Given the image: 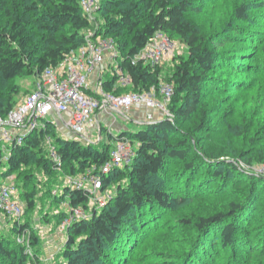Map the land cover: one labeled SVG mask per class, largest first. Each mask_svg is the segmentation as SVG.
Masks as SVG:
<instances>
[{"label": "trees", "instance_id": "obj_1", "mask_svg": "<svg viewBox=\"0 0 264 264\" xmlns=\"http://www.w3.org/2000/svg\"><path fill=\"white\" fill-rule=\"evenodd\" d=\"M195 1L102 0L99 13L101 19L92 20L82 12L81 0H0V113L3 116H7L19 103L21 91L16 80L23 76L38 79L44 69L57 65L70 51L82 46L85 32L94 28L98 22L99 33H104L117 43L121 55L119 64L132 79L129 84L131 91H149L151 86L160 84V66L143 61L132 62L133 56L147 45L155 32H165L172 40L181 41L189 48V59L182 60L166 79L173 83L175 89L170 102L174 119H161L149 125L140 124L138 130L122 131L118 135L119 138L127 136L131 139L135 144L136 155L129 163L121 168H113L102 177L103 191L108 188L113 191L106 205L93 206L87 219L75 220L68 227L69 238L65 249L67 264H106L104 255L107 247L123 249V246L130 247L138 239L134 234L138 231L136 221L139 216L145 221L146 215L154 214L156 207L160 210L169 207L173 200L164 189L151 188L148 177L161 174L169 159H184L188 155L187 140L175 145L171 143L170 136L178 128L179 122L191 116L205 115L203 83L222 57L217 50L206 45L199 29L186 16L193 9ZM249 10L250 7L245 3L237 5L235 18L246 19ZM233 30L237 32L235 28ZM228 41L230 39L221 37L216 40L218 47ZM225 63L239 71L238 66L230 60ZM110 76L106 83L109 89L117 80L115 75ZM120 88L123 87L116 90L117 94L121 93L118 91ZM198 127L202 129L205 125L199 124ZM47 138L51 139L50 145ZM23 141L22 145L14 143L9 147L7 159L3 158L0 148V176L9 180L10 176L16 174L17 183L11 184L20 190L18 196L26 201L28 209L36 207L37 192L27 189L36 176L28 170L22 173L23 167L42 170L46 177L58 171L73 176L86 173L92 167L101 173V167L110 159L112 147L111 142L103 145L101 141L85 144L75 138L67 139L57 126L50 124L47 128H39L27 134ZM51 145L61 158L60 166L50 156ZM3 159L6 160V166H3ZM187 167L194 169V164L190 162ZM251 180L254 182L252 190L263 183L262 179L254 176ZM90 196L86 190H72L65 186L57 199L66 200L71 208L82 207L88 212ZM243 207L241 203L234 202L228 213L218 212L211 217H202L196 226L200 237L205 231L210 229L212 232L213 228L221 224V247L238 251L244 248L249 255L258 252L264 254V250L245 245L246 241L250 242L249 238L243 236L246 232L241 233L236 220L237 213ZM0 212L8 219L12 218L1 209ZM67 215V212H62L60 218L64 219ZM250 218L249 215L243 221L250 223ZM16 219L13 220L14 231L19 236L26 235L30 229L29 223L24 224ZM149 224L144 228L149 229ZM30 237L36 244L38 238L35 234L30 232ZM78 238H81L80 242L73 249ZM12 243V240L0 235V264H26L23 248L19 246L20 250H16ZM88 253L91 257L83 262L84 255Z\"/></svg>", "mask_w": 264, "mask_h": 264}, {"label": "rangeland", "instance_id": "obj_2", "mask_svg": "<svg viewBox=\"0 0 264 264\" xmlns=\"http://www.w3.org/2000/svg\"><path fill=\"white\" fill-rule=\"evenodd\" d=\"M243 3L250 10L248 17L241 20L235 18V9ZM186 16L199 29L206 45L222 56L203 83L202 103L206 113L203 117L202 114L191 116L179 122L170 136L175 145L187 140L188 155L184 159H169L161 174L148 177L151 188L164 189L171 195L173 200L169 207L161 210L156 207L154 214L146 215L148 222L139 216L138 231L134 234L138 239L123 249L107 247L106 264H264L261 252L249 255L244 248L238 251L221 247V224L212 232L205 231L201 237L196 227L202 217L228 213L234 202L241 203L244 207L237 213L236 222L241 233L246 232L243 236L249 238L250 242L246 241L245 245L264 250V0H196ZM97 18L101 19L99 15ZM220 37L230 41L218 47L216 40ZM177 43V51L160 66V82H166L175 67L190 57L189 48L181 41ZM229 60L238 66V72L225 63ZM115 65L116 61L111 66ZM107 75L111 77L110 72ZM38 81L39 78L32 76L16 80L21 91L18 102L36 88ZM118 91L130 92V85ZM144 110V106L137 104L130 113H114L117 124L112 126L113 135L138 130L141 125L135 119L142 120L137 117ZM174 117L173 114L170 119ZM199 124H204L205 128L200 129ZM97 135L94 132L93 138ZM102 139L101 145L113 140L105 130ZM50 140L46 139L49 145ZM0 148L4 158L8 145L0 140ZM190 162L194 169L187 167ZM2 163L6 166V160ZM25 170L36 176L27 188L37 192L36 207L28 209L26 201L19 196L24 213L16 220L29 223V231L38 238L37 243H33L29 231L19 236L13 228L14 219L6 218L2 212L0 235L12 240L16 250H20L19 246L23 248L26 264H67L65 249L69 226L60 215L68 214L71 207L57 196L73 178H81L86 173L72 176L58 171L46 177L42 170H32L31 166L23 167L22 173ZM252 176L263 180L254 190ZM1 178L5 183H17L16 174L9 180ZM18 193L20 195L19 189ZM93 206L96 203L90 200L89 214ZM249 215L250 223H245ZM147 223L151 225L149 229L144 228ZM89 257V253L84 255L82 261Z\"/></svg>", "mask_w": 264, "mask_h": 264}, {"label": "built area", "instance_id": "obj_3", "mask_svg": "<svg viewBox=\"0 0 264 264\" xmlns=\"http://www.w3.org/2000/svg\"><path fill=\"white\" fill-rule=\"evenodd\" d=\"M101 4L102 0L80 2L82 12L92 20L99 15ZM99 29L98 22L94 28L85 32L82 46L70 51L57 65L44 69L38 76L36 88L11 109L7 116L0 113V140L8 145L4 156L7 159L12 144L22 145L27 134L39 128H47L48 124L57 126L65 138H75L85 144L102 142L103 131H107L113 140L110 159L101 167V173H97L95 167H92L84 176L73 178L68 184L72 190L83 189L90 192V199L103 207L111 199L113 191L108 188L104 193L102 177L113 168H121L129 163L136 155L135 145L130 138H119L121 132L113 135L112 126L117 124L114 113H130L135 105L140 104L146 108L143 119H135L140 123L158 122L167 117L170 119L173 114L169 104L175 89L172 82L166 81L160 82L158 86H151L149 91L117 94L116 90L129 85L132 79L119 64L117 43L113 38L99 33ZM177 48V41L172 40L165 32L157 31L149 38L147 45L133 56L132 62L143 61L161 66ZM114 61L116 65L111 66ZM109 72L117 77L111 89L106 87ZM52 116L55 119H51ZM6 125L11 128L8 129ZM94 132L98 134L95 138ZM50 156L58 166L61 165V158L52 145ZM18 199L15 186L11 182H2L0 176L1 211L14 219L21 217L24 207ZM87 214L89 213L82 207H74L64 220L70 226L75 220L87 219Z\"/></svg>", "mask_w": 264, "mask_h": 264}, {"label": "crops", "instance_id": "obj_4", "mask_svg": "<svg viewBox=\"0 0 264 264\" xmlns=\"http://www.w3.org/2000/svg\"><path fill=\"white\" fill-rule=\"evenodd\" d=\"M145 113H146V111L144 110L143 111V113H141V115H138V117L137 118H141V119H143V117H144V115H145ZM138 124H142V123H140V121H138V120H135ZM122 127V126H121ZM124 127V126H123ZM117 128L119 129V127L117 126Z\"/></svg>", "mask_w": 264, "mask_h": 264}, {"label": "water", "instance_id": "obj_5", "mask_svg": "<svg viewBox=\"0 0 264 264\" xmlns=\"http://www.w3.org/2000/svg\"><path fill=\"white\" fill-rule=\"evenodd\" d=\"M157 121H151V122H142V124H147V125H149V124H151V123H156Z\"/></svg>", "mask_w": 264, "mask_h": 264}]
</instances>
